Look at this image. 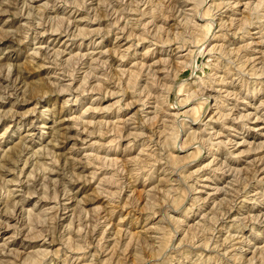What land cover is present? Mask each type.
<instances>
[{
    "label": "clouds",
    "instance_id": "clouds-1",
    "mask_svg": "<svg viewBox=\"0 0 264 264\" xmlns=\"http://www.w3.org/2000/svg\"><path fill=\"white\" fill-rule=\"evenodd\" d=\"M134 259L264 264V0H0V264Z\"/></svg>",
    "mask_w": 264,
    "mask_h": 264
},
{
    "label": "rangeland",
    "instance_id": "rangeland-1",
    "mask_svg": "<svg viewBox=\"0 0 264 264\" xmlns=\"http://www.w3.org/2000/svg\"><path fill=\"white\" fill-rule=\"evenodd\" d=\"M99 3L100 0H95V4L97 7H99ZM210 3H217L218 4V0H210ZM134 15V13H132ZM207 16V9L205 10V17ZM77 19V27L75 29H73V32L75 33H79L80 31H89L90 29H95V28H99V27H103V28H107L108 27V19L107 17H104L103 15H101L99 22H97L96 19V14H93L92 20L89 23L88 22V16L86 13H82L77 15L76 17ZM231 21V18H229V23ZM126 21L122 20L121 23H125ZM114 23V21H113ZM177 24L180 23L179 20L176 21ZM224 21H219L216 25V27L210 28L208 24H203V28L202 31H212L217 33L216 36L212 37L213 43H211V45L207 48V53H208V57L207 59H211V53L213 51V49L215 48H220L223 49L224 48V42L221 39V37L224 36V32H223V26H224ZM132 33L129 32L128 36L125 38V40L130 41L132 39ZM177 34L175 32H173L172 37L173 40L176 39ZM54 37V34L52 32L51 29H49V35L48 37H45V43L47 44L48 41L50 39H52ZM55 39H58L60 41L59 44H57L55 47L52 48V52L53 53H64V58L67 59L70 56H78L81 54V52H83L84 54L87 55H92L95 52L100 53V55H106L107 53L111 52V55L113 57V59L116 58V55L118 53V51L120 50L117 44V39L116 37L113 35L111 37H109L108 39H106L104 41V45L103 46H96V47H89V42L88 39H84L83 41H78L75 45V47H71L70 45L65 43V40L67 39L66 37H60L58 35H55L54 37ZM167 40V38H165ZM168 43H171V41H168ZM197 44H199V37H197ZM204 49H201V53H204ZM43 54V53H42ZM207 59L204 61V63H207ZM91 62V61H90ZM176 72L173 73V76H181V74H183V76H187L188 72L185 70V68L181 67V65L184 63L183 60H181L180 58L176 59ZM23 64L22 61H18L17 63V67L12 71L11 75L13 77H15L19 71H20V67ZM141 69H143V63H141L140 65ZM126 71L128 72V81L126 82V87L128 84H130L132 82V77L136 74L135 72V68L134 66H130L126 69ZM160 71L163 73L166 70L161 67ZM25 72L28 75H35L38 79H34L32 81H29L30 83L33 84H37L39 83V81L41 80H48L49 78V71L47 69H44L42 72H37L35 69H33L31 67L30 62L28 63V65L25 67ZM7 75L8 73L5 72V76H4V80L5 82L7 81ZM116 86H119V81L116 82ZM105 94H107V91L105 92ZM177 95H180V91L177 90ZM143 193V190L140 191V193H138V196L141 195ZM69 223H71V221H69ZM150 228H155V225H150ZM139 231H148L147 228H141L140 230L134 231L131 234H129L128 236V240L127 243L125 244V248L127 249L128 245H130L133 241V237H139ZM121 232V229L119 227V221L117 222V227H116V235L118 236ZM119 264V262H118ZM133 264H135V259L133 260Z\"/></svg>",
    "mask_w": 264,
    "mask_h": 264
}]
</instances>
